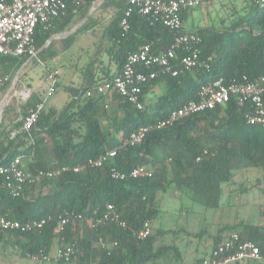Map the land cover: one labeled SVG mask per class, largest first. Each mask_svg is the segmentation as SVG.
<instances>
[{"label": "trees", "instance_id": "16d2710c", "mask_svg": "<svg viewBox=\"0 0 264 264\" xmlns=\"http://www.w3.org/2000/svg\"><path fill=\"white\" fill-rule=\"evenodd\" d=\"M70 1L62 18L52 21L48 28L36 27L33 36L36 50L51 35L69 29L85 17L99 0H79L76 5ZM246 1L243 13L237 15L229 29L208 26L196 30L202 38V58H211L210 69L197 67L177 76L158 75L145 82L141 86V109L112 91L113 110L109 113L105 107L107 94L85 95L87 89L110 79L112 74L72 90V99L59 111L43 109L29 134L11 138L12 127L2 118L0 165H6L16 155H23L25 159L21 165L32 176L40 170L68 169L54 176L42 175L26 181L16 195L0 176V215L19 221L47 218L37 230L22 234L1 232L0 242L17 248L22 255L48 254L55 242L57 247L72 245L77 248L68 262L54 264H180L183 246L176 243L180 241L178 235L183 232L199 238L203 228L191 233L185 226L153 227L149 235L137 237L143 223L157 216L160 193L174 188L186 189L206 209H214L221 205V184L231 179L232 169L256 168L262 172L260 191L264 194V127L246 123L244 114L249 110L248 103L232 99L166 128L151 130L139 144H125L131 132L197 99L204 83L219 77L226 82L243 76L254 79L263 72L264 3ZM128 4L129 0H104L74 34L56 40L61 43V50L71 44L78 32L92 28L101 18L99 14L104 12H111L104 36L111 44L109 53L116 62V70L140 45L150 44L152 52L168 48L173 31L161 22H150L136 8L127 17L128 30L121 29L119 21ZM184 16L183 11L182 22ZM53 44L54 41L41 48L38 55L48 56ZM28 57L27 54L1 56L2 72L6 74L12 68L17 69ZM158 82L164 86L163 93L152 103L146 101L150 100L147 94ZM38 100L31 96L23 108ZM118 110L123 111L122 116H118ZM112 148H117V153L110 161L99 167L85 165L89 158ZM140 165L153 171L152 177L129 176V172ZM76 166H81V170L75 172ZM111 166L124 172L126 177H111ZM108 204L119 213L125 226L111 220L90 226L89 220L100 217ZM66 212L81 214L82 218L59 231V217ZM219 231L237 232L242 240H253L263 248L264 226L240 219ZM221 233L217 234L212 248ZM99 240L105 246H101ZM203 257L196 258V264H201ZM232 264H264V261L247 259Z\"/></svg>", "mask_w": 264, "mask_h": 264}, {"label": "built area", "instance_id": "2783aa9c", "mask_svg": "<svg viewBox=\"0 0 264 264\" xmlns=\"http://www.w3.org/2000/svg\"><path fill=\"white\" fill-rule=\"evenodd\" d=\"M70 0H0V57L36 56V48L33 36L38 25L48 28L52 21L62 18L66 14ZM206 0H129V6L125 9L119 26L123 31L128 30L127 17L133 8L145 16L150 22H161L169 30L173 31V40L168 48L158 52H152L148 43L138 46L130 52L122 66L114 72L112 77L104 82L95 84L86 90V96H98L110 94L115 91L122 100L133 104L137 109L142 108L140 101L141 86L158 75L177 76L180 73L192 71L202 67L207 71L210 69V57L202 58L200 44L202 38L194 30H184L182 12L201 6ZM263 5L264 0H258ZM76 5L79 0H71ZM49 85L44 96L32 106L28 107L26 113L17 126L9 131V136L14 138L19 134H29L35 126L40 112L44 109V103L55 90L57 71L51 70L47 73ZM8 81V76L1 70L0 64V91ZM30 97V90L25 88L17 94L20 102H25ZM239 103H248L249 110L244 117L248 125H260L264 127V70L254 79L243 76L241 79L224 81L222 77L208 81L201 85L198 98L189 100L169 114L155 122L141 126L131 132L125 144L136 145L143 141L146 134L155 129H162L175 124L183 118L224 105L230 100ZM117 153V148L106 150L98 157L89 158L85 165L99 167L110 161ZM198 159V158H197ZM23 155H16L6 165H0V176L4 177L7 187L12 189L13 195L18 194L26 181H32L39 176H54L60 171L68 169L62 167L52 171H38L32 176L22 164ZM81 166L73 168L75 172L81 170ZM111 177L123 179L124 172L110 167ZM153 171L140 165L129 172V176L152 177ZM81 214L66 212L59 217L58 230L63 231L67 224L80 220ZM114 221L117 225L125 226V222L119 217V213L112 205L106 206L105 212L95 219H90L92 227L103 224L105 221ZM47 218L19 221L0 215L1 232L26 233L43 227ZM151 231L149 220L145 221L137 231L138 238H144ZM101 246H105L99 240ZM77 253V248L72 245L57 247L54 254L49 256L43 252L28 255L33 260H49L53 263L60 261L68 262ZM254 259L264 261L263 248L258 242L250 239L242 240L237 232H230L221 237L204 256L201 264H232L237 261Z\"/></svg>", "mask_w": 264, "mask_h": 264}, {"label": "crops", "instance_id": "0c3cea01", "mask_svg": "<svg viewBox=\"0 0 264 264\" xmlns=\"http://www.w3.org/2000/svg\"><path fill=\"white\" fill-rule=\"evenodd\" d=\"M208 1L209 0H206L205 3L206 5L207 3H209ZM205 4H203L204 5L203 7L201 5L197 8L185 12V16L183 20L184 30L196 31L198 28L209 26V22L207 20V15H208L207 13L209 12V10H208V6H206ZM99 16L101 17L99 21L92 28L78 32L74 36L73 41L67 48L61 50L62 48L61 43L57 42L56 40L66 38L74 34L82 25L70 35L61 38H54L48 43L46 44L44 43V45L41 47L42 49L47 47L51 42L54 41L52 48H50L48 52L49 54L48 56L45 55L39 56L38 52L41 50V48L37 49L35 57L33 58L28 57L17 69L12 68L6 73L9 80L8 84L10 86L15 74L22 66L19 71L17 80L13 88L11 89L9 95V96H13L15 102L12 103L10 109L5 105L4 111L6 107L7 110L5 111V113L4 112L2 113L4 114V121L6 122L7 125L11 127L17 126L20 123V120L22 119L28 108V107L23 108V106L26 104L27 101L20 102L17 98V94L21 90L28 88L30 90V97L36 96L40 100L41 97L44 96L45 91L48 88L49 81L47 79V73L51 70L58 71V68L61 67L66 71L61 77L58 75L57 72L55 90L53 94L49 96L44 103L45 110H56V111L62 109L72 99V90L83 88L90 82L93 83L99 82L100 79L114 74V72L116 71V62L113 60L112 56L109 53V47L111 46V44L104 36L105 28L107 27L109 20L111 19V12H104L102 14H99ZM79 21H77L76 23H78ZM37 65H40L41 67H43V69L41 70L40 73L36 74L35 77L36 81L31 83L29 79L32 78V71H33L32 69L34 68V66ZM62 77L65 79L64 81L65 83L61 81ZM61 89H63V91L65 92L66 95L65 98L64 97L63 99L57 98L52 101L50 98L54 97ZM163 91H164L163 84L161 82H158L156 85H154L151 88V91L147 94V96L149 95L148 97L150 98V100H146V101H151V103L154 102L157 99V97L163 93ZM105 107L108 109L109 113H111V111L113 110L111 93L106 95ZM117 114L118 116H122L123 111L118 110ZM104 120H107V118L103 119V123ZM104 125L106 124L104 123ZM247 169H252L257 173L259 172L262 174V172L256 168L232 169V173L234 176L239 175L240 173L245 172L244 170ZM234 176L231 177L230 179L231 181L232 178H234ZM230 180L226 183L221 184V190H222V194L220 198L221 204L222 201L225 202L229 200H238L241 196L245 194H247L248 196L252 194L249 193L252 191H249L246 188H244L245 186H243L242 184H239V186L234 189V185H236L234 183L236 182L232 181L233 183L232 184ZM229 183H231V187L233 190H229V185H228ZM172 190L173 192L178 194L180 192L184 193L185 191V195L188 198H190L191 200H198L195 197V195L189 190L186 189L176 190L175 188ZM173 197H175V194H173ZM180 215L185 216L184 223L182 226L187 227L188 231L191 232V230L193 229L192 227L194 226H195L194 231L196 232H199L202 229V219L204 218L202 213L197 214L195 216L192 213L188 215V211L186 209H183L180 210ZM226 234L227 232H223L221 233V235H218L219 239ZM202 235L204 234L202 233L201 236ZM176 243L182 244V242L180 243L178 241H176ZM184 243L187 246L186 248H190L193 246V244L192 246L190 245L191 244L190 242L186 241ZM193 250H195V247H193ZM210 250L208 251L207 255L209 254ZM3 260H4V256L2 257L0 264H4Z\"/></svg>", "mask_w": 264, "mask_h": 264}, {"label": "rangeland", "instance_id": "374dc122", "mask_svg": "<svg viewBox=\"0 0 264 264\" xmlns=\"http://www.w3.org/2000/svg\"><path fill=\"white\" fill-rule=\"evenodd\" d=\"M207 5L206 1L203 3L208 6L209 12L207 15V20L209 22V26H214L218 29H229L233 20L237 17L239 13H243V7L246 6V0H209ZM202 4V7L204 6ZM76 23L73 24V26ZM71 25L70 28L73 27ZM69 28V29H70ZM43 67L40 65L34 66L32 69V78L29 79L31 83L36 81V74L40 73ZM58 75L61 77L66 71L63 68H58ZM61 81H65L62 77ZM65 83V82H64ZM9 84L7 82L6 86L3 90L0 91V101L7 90ZM65 92L63 89L59 90L58 93L50 98L52 101L57 98H65ZM15 102L13 96H9L6 102V106H12V103ZM7 107L5 111L7 110ZM5 108V107H4ZM5 111H3L5 113ZM4 114H2V118L4 119ZM1 124V123H0ZM25 159V158H24ZM245 172L240 173L239 175H233L232 181L236 182L234 184V189L242 184L252 193L251 195H243L238 200H229L222 201V204L214 209L205 208L198 200H191L185 195V191L178 193L173 192L172 189H168L166 192H162L159 195V211L157 216L149 221L151 228L163 227L165 229L178 228L184 223V215H180V210L186 209L188 211V215L191 213L195 215L202 213V228L203 234L201 237H193L192 235H187L181 232L178 236H180V244L183 246L182 255H181V263L180 264H196V258H201L206 256L208 251L212 248L215 238L217 234L223 232L219 231L225 225H231L236 223L238 220L243 219L248 221L249 223L256 226H264V194L260 191V188L263 186L262 183V174L257 173L252 169L244 170ZM230 180V182L232 183ZM240 182V183H238ZM231 183H229V190H233L231 187ZM233 184V183H232ZM228 188V187H227ZM255 190V191H254ZM175 194V197H173ZM258 194V195H257ZM259 197V198H258ZM182 207V208H181ZM205 212V213H204ZM191 233H196L195 226L192 227ZM187 230V227H185ZM190 242L192 247L186 248V244L184 242ZM195 247V250H193ZM57 248L56 242L54 243L52 249L49 252V256L53 255ZM4 256V264H52V261L44 260V261H36L33 260L28 255H22L17 248H13L10 245L0 242V263L1 259ZM174 259V258H173ZM172 262V261H171ZM175 262V261H174ZM65 264H76L74 262H69ZM94 264V263H90ZM176 264V262H175Z\"/></svg>", "mask_w": 264, "mask_h": 264}, {"label": "water", "instance_id": "95a60500", "mask_svg": "<svg viewBox=\"0 0 264 264\" xmlns=\"http://www.w3.org/2000/svg\"><path fill=\"white\" fill-rule=\"evenodd\" d=\"M104 0H99L97 4H95L94 6H92L90 8V11L88 12V14L83 17L78 23H76L72 28H70L69 30L67 31H64V32H60V33H56V34H53L51 35L45 42L48 43L49 41H51L52 39L54 38H61V37H65L67 35H70L71 33H73L77 28H79L81 25H83L87 20L88 18L92 15V13L103 3ZM22 67V66H21ZM21 67L19 68V70L17 71V73L15 74L10 86L8 87V89L6 90L5 94L3 95L1 101H0V123H1V117H2V113L4 111V107H5V104L7 102V99L10 95V92H11V89L13 88L16 80H17V77H18V74H19V71L21 69Z\"/></svg>", "mask_w": 264, "mask_h": 264}]
</instances>
